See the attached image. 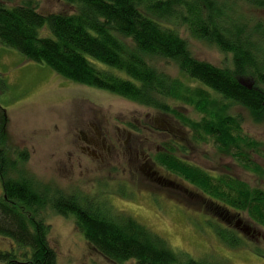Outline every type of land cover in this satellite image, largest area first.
<instances>
[{
	"label": "trees",
	"instance_id": "16d2710c",
	"mask_svg": "<svg viewBox=\"0 0 264 264\" xmlns=\"http://www.w3.org/2000/svg\"><path fill=\"white\" fill-rule=\"evenodd\" d=\"M64 1L77 10L45 15L32 0L13 6L0 2V44L29 61L48 65L66 80L172 112L194 132V141L213 139L220 151L234 155L245 168L263 173L247 152L257 151L259 143L243 133L242 118L231 114L230 108L241 106L255 120L264 118V51L256 49L227 4L216 0ZM246 2L264 6V0ZM44 29L52 36H41ZM182 29L232 54L233 68L194 57ZM154 58L175 62L189 81L158 70L151 64ZM97 62L109 69L99 68ZM245 78L255 84L244 85ZM169 100L193 107L202 119L183 116L171 108ZM164 145L166 149L156 155L157 163L196 186L217 203L222 214L245 213L264 228V189L229 175L213 176L181 160L172 143ZM19 159L25 162L27 154L21 153ZM14 163L0 149V237L13 240L18 248V254L0 250V264H56L49 226L39 218V210L49 204L58 214L74 217L87 242L115 264H181L182 257H186L184 264H211L177 254L164 238L135 218L115 215L98 201L55 195L48 188L40 192L27 176L6 177ZM21 205L34 216H28ZM217 226L226 244L233 248L245 245L235 230Z\"/></svg>",
	"mask_w": 264,
	"mask_h": 264
},
{
	"label": "rangeland",
	"instance_id": "374dc122",
	"mask_svg": "<svg viewBox=\"0 0 264 264\" xmlns=\"http://www.w3.org/2000/svg\"><path fill=\"white\" fill-rule=\"evenodd\" d=\"M23 1L26 0H0L9 6ZM32 1L45 15L77 10L75 5L64 0ZM216 1L227 4V11L241 22L240 26L250 34L256 49L263 52L264 6L250 5L246 0ZM181 35L197 59L218 67L233 68L232 54L221 52L210 41L194 39L183 29ZM41 36L51 37L52 33L44 29ZM151 64L173 78L189 81L171 60L154 58ZM97 66L109 69L98 62ZM121 75L125 76L124 73ZM243 83L251 85L255 81L245 78ZM168 103L192 120L200 121L203 117L191 106L172 100ZM230 113L242 118L243 133L259 143L257 151L252 148L247 152L252 163L263 170L262 174L245 168L234 155L220 151L213 139L194 141V132L172 112L66 80L48 65L29 61L17 50L0 44V149L10 163L15 161L16 164L9 166L6 177L21 179L27 176L40 192L48 188L55 195H78L85 202L105 204V209L116 212L115 215L132 216L164 238L177 254L188 255L196 262L264 264V238L241 235L235 223L242 220L252 231L264 235L263 227L253 223L245 213L230 211L231 215L222 214L217 203L201 190L170 174L156 161L158 147L177 135L176 141L182 144L180 150L175 148L179 158L213 176L229 175L251 187L264 189V118L255 120L251 112L241 106H232ZM96 117L103 120L101 126L112 133L120 128L138 134L151 160L149 165L155 163L154 169L159 172L155 178L164 175L175 180L177 185L166 186L147 176L148 166L145 165L148 161L143 156L113 155L105 161L93 157L86 161L78 150L81 144L78 124L84 118ZM124 140H127L126 135L121 142ZM23 152L27 154L25 162L19 159ZM202 194L205 199L201 198ZM2 196L3 183L0 181V198ZM21 207L28 216L33 215L32 210ZM39 218L49 226L48 240L57 252L56 264H115L87 242L74 217L58 214L49 204L39 210ZM217 225L235 230L245 245L233 248L226 244L216 232ZM0 250L18 254L17 244L3 237H0ZM185 259L181 258V264Z\"/></svg>",
	"mask_w": 264,
	"mask_h": 264
},
{
	"label": "flooded vegetation",
	"instance_id": "af4514ba",
	"mask_svg": "<svg viewBox=\"0 0 264 264\" xmlns=\"http://www.w3.org/2000/svg\"><path fill=\"white\" fill-rule=\"evenodd\" d=\"M101 123H104V121L96 117V118H84L78 124L79 125L78 139L81 143L78 146V150L80 151L81 156L86 161L89 162L91 157H93L95 160L105 161L111 158L113 155L126 156V154L128 155L131 154V156H135L136 158H140V156H143L144 160L148 161L147 162L148 165H145L148 166L147 168L148 170L145 174L151 177L152 179L159 174V172L154 169L155 163L154 165H149L150 158H148L147 154L145 153V149L143 148L144 145L142 143L143 139L139 137L138 134H134L133 131L131 130H127V129L121 130L120 128H116V133H112L108 128L104 129L101 126L102 125ZM170 132H171L170 134H172L173 129L170 130ZM123 135L127 136V140H124V142L122 143L121 139L123 138ZM176 138L177 135H175V139H174L175 141L172 140L169 141L168 143H172L176 149L180 150L182 144L176 141ZM187 140L188 142H190V139ZM164 144L158 147L157 154L166 149ZM161 148L162 150H160ZM181 160L183 159L181 158ZM169 173L178 177L174 173L171 172ZM155 180H157L161 184L162 183L165 184L166 186L170 185L171 187H173L177 185V182L175 180L166 177L164 175L158 176L157 178H155ZM201 198L205 199L203 194ZM228 221H231V219H228ZM235 227L241 232V235H249L252 238H258V239H260L261 237L264 238V235L261 232L255 230L252 231L251 228L246 224H244L243 222L239 223V220L236 221Z\"/></svg>",
	"mask_w": 264,
	"mask_h": 264
},
{
	"label": "water",
	"instance_id": "95a60500",
	"mask_svg": "<svg viewBox=\"0 0 264 264\" xmlns=\"http://www.w3.org/2000/svg\"><path fill=\"white\" fill-rule=\"evenodd\" d=\"M244 85H246L245 83H244ZM243 221L242 220H239V223H242Z\"/></svg>",
	"mask_w": 264,
	"mask_h": 264
}]
</instances>
